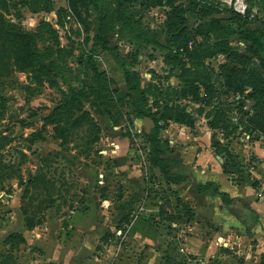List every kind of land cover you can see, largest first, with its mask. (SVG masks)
I'll use <instances>...</instances> for the list:
<instances>
[{"label": "rangeland", "instance_id": "1", "mask_svg": "<svg viewBox=\"0 0 264 264\" xmlns=\"http://www.w3.org/2000/svg\"><path fill=\"white\" fill-rule=\"evenodd\" d=\"M6 1L4 26L32 31L57 65L59 86H85L90 95L54 110L60 104L58 88L0 60V264H64V252L78 245L89 224L97 227L98 242L82 264H168L162 260L170 250L177 254L185 207L153 166L150 132L145 122L134 123V109H155V97L160 104L176 101L195 120L215 121L216 133L225 124L237 131L241 97L224 90L223 83L233 80L232 68L258 64V58L250 57L249 46L240 40L239 21L230 17L236 11L232 0H181L182 19L168 0H149L144 7L135 0L128 14L154 30L157 44L122 26L114 0L90 5L88 30L67 0ZM245 1V11L236 12L248 26L264 27V0ZM97 31L116 49L103 48ZM225 38L239 56L229 48L211 54L214 43ZM123 60L140 88L150 89L147 104L139 103L140 88L126 84ZM93 62L106 77L93 73ZM186 79L200 83V100L182 93ZM104 82L112 90H104ZM91 87L105 96L96 99ZM138 117L152 122L144 114ZM126 145L138 150L128 152ZM129 165H136L139 180L129 175ZM170 167L172 175H182L179 163ZM33 175L38 176L34 186L29 183ZM25 216L33 220L31 229Z\"/></svg>", "mask_w": 264, "mask_h": 264}, {"label": "crops", "instance_id": "2", "mask_svg": "<svg viewBox=\"0 0 264 264\" xmlns=\"http://www.w3.org/2000/svg\"><path fill=\"white\" fill-rule=\"evenodd\" d=\"M217 87L215 92L220 93ZM250 91L248 85L235 91L247 114H251L255 103L248 95ZM133 120L135 124L145 122L146 131L152 126L144 117ZM215 128L206 120H195L193 125L168 120L160 129V138L168 141L166 156L171 163H179L183 172L180 180H168V184L173 186L175 199L187 210L181 221L185 227L179 228L177 254L170 250L167 253L170 257L162 260L168 264H199L194 256L203 259V264H261L264 259V133L253 129L228 135L218 132L220 144L214 146L211 135ZM130 146L126 145L128 152L138 150ZM229 157L237 162V168L226 171L224 161ZM127 170L139 180L136 165L127 166ZM181 222L173 225L178 228ZM87 228L78 245L64 252V264L89 260L86 254L96 247L98 233L93 225ZM181 245L184 251L180 250ZM186 257L191 260L186 262Z\"/></svg>", "mask_w": 264, "mask_h": 264}, {"label": "trees", "instance_id": "3", "mask_svg": "<svg viewBox=\"0 0 264 264\" xmlns=\"http://www.w3.org/2000/svg\"><path fill=\"white\" fill-rule=\"evenodd\" d=\"M103 0H67V4L72 11L75 19L80 22L85 30H88L91 26V20L89 19L88 12L90 10V5L95 7L101 6ZM110 1V0H105ZM117 10L119 11L121 17L124 19L122 26L127 28L129 32L140 39L141 41H147L149 43L157 44L159 40L155 36L154 30L149 26H142L140 19H132L128 14L129 5H132L135 0H114ZM160 1V0H159ZM169 5L173 6L177 10L178 16L181 19L185 16V7L181 0H168ZM141 5L146 6V2L149 0H141ZM2 9H7V1L0 0V60L6 64L8 69H18V70H29L31 75L29 76L35 82H44L46 81L49 85L56 87L60 90L61 98L60 104L57 105L54 110L60 111L62 105L73 104L80 102L82 99L87 98L90 95V92L85 86H72L70 85L66 90L59 86L58 76L59 70L56 63L53 59L50 58V52H47L39 46L35 34L29 30L22 31H9L4 26V14ZM103 9H108V6ZM231 18H236L239 21V35L240 40L244 42L245 45L249 46L250 57H257L258 64H254L248 67H235L232 68V74L234 75L233 80L230 81L228 78L224 81V85L227 87V90H243L245 86H251V91L248 93L254 99V109L251 114H247V109H241V113L237 119L235 128L237 130H247V132L257 130V132L264 133V27L261 26H248L247 19L245 16H241L240 13L233 10L230 15ZM131 18V19H130ZM211 23V22H210ZM209 23V24H210ZM201 25V29H202ZM200 27V26H199ZM211 28V25L208 29ZM167 33H174L173 30H167ZM96 40L101 44L103 48L106 49H116L114 46L109 44L108 38L105 33H100L97 31L95 34ZM221 43V46H218ZM228 39L225 38L220 41H216L214 46L211 47V54L221 52L222 49L229 48V52L233 55H237L235 48L229 46ZM239 56V55H237ZM240 61V59L238 60ZM123 64V77L128 86L140 88L139 83L136 79V74L133 73L126 63ZM244 65V64H243ZM93 73L100 76L106 77L105 73L101 72L98 67L92 63ZM237 68V69H236ZM242 73L243 77L247 79H240L239 74ZM104 90H112L110 85L106 82L102 84ZM158 93H161V89ZM94 89V87H91ZM177 90V89H175ZM226 90V89H225ZM94 94L96 99H100L102 96H105L103 91L94 89ZM183 94L190 95L191 99L194 101L201 99L200 83L197 80L186 79L184 81V86L181 88ZM215 92V87H213ZM150 93L148 88H140L139 103L147 104ZM212 103H218L214 98L211 99ZM155 109L149 110L147 113H142L141 110L136 107L134 109L133 117H138L140 114H144L152 120V126L150 127V135L148 138L150 147L153 151V157L151 161L155 164L162 172L163 176L167 180L178 181L181 179L179 174H171V162L170 159L166 156L169 151V147L166 145V141H163L159 132L162 126V122L166 123L168 120H173L181 124L193 125L195 122L194 115L187 107L181 106L176 101H165L163 104H160L157 97L153 100ZM242 107V101H241ZM202 109H199V112ZM95 127L97 123L93 122ZM209 126L215 128L218 124L215 121H210ZM226 124L222 125L224 134L228 135L232 130H227ZM240 126V129H239ZM97 129V128H96ZM226 130V131H225ZM98 136L94 135L93 139H97ZM212 145L218 146L220 144L217 133L212 132L211 135ZM168 158V159H167ZM0 164H1V155H0ZM237 168V162L231 157L226 158L224 161V170L231 171ZM38 176L33 175L29 179L31 185H35L38 180ZM216 190V189H215ZM187 213V210H185ZM25 223L27 228L31 229L34 226L33 220L25 216ZM168 260V257L167 259ZM261 264H264V259Z\"/></svg>", "mask_w": 264, "mask_h": 264}, {"label": "built area", "instance_id": "4", "mask_svg": "<svg viewBox=\"0 0 264 264\" xmlns=\"http://www.w3.org/2000/svg\"><path fill=\"white\" fill-rule=\"evenodd\" d=\"M232 3H233L234 9L236 11H238V12H244L246 7H247V3H246L245 0H232ZM246 136H248V134ZM119 231H121V229H119ZM180 250L184 251V246L183 245H181ZM194 257H195V259L197 261H199V264H203L204 263V260L201 259L199 256H194ZM186 258H183L184 261L186 259V262L191 260V258H189V257H186Z\"/></svg>", "mask_w": 264, "mask_h": 264}, {"label": "water", "instance_id": "5", "mask_svg": "<svg viewBox=\"0 0 264 264\" xmlns=\"http://www.w3.org/2000/svg\"><path fill=\"white\" fill-rule=\"evenodd\" d=\"M218 155V154H217ZM219 156V155H218ZM221 159V158H220Z\"/></svg>", "mask_w": 264, "mask_h": 264}]
</instances>
